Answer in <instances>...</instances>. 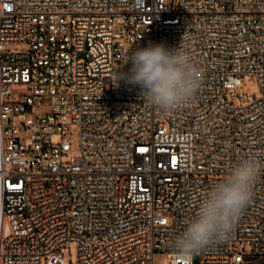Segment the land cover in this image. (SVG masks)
<instances>
[{
	"label": "built area",
	"instance_id": "2783aa9c",
	"mask_svg": "<svg viewBox=\"0 0 264 264\" xmlns=\"http://www.w3.org/2000/svg\"><path fill=\"white\" fill-rule=\"evenodd\" d=\"M150 43L201 73L171 113L115 82ZM241 159L259 171L234 231L181 255ZM71 242L80 264H264V0H0V264H66Z\"/></svg>",
	"mask_w": 264,
	"mask_h": 264
},
{
	"label": "clouds",
	"instance_id": "9594fccd",
	"mask_svg": "<svg viewBox=\"0 0 264 264\" xmlns=\"http://www.w3.org/2000/svg\"><path fill=\"white\" fill-rule=\"evenodd\" d=\"M129 62L131 66L118 73L115 82L138 86L147 103L166 114L187 105L202 83L200 70L182 45L169 48L150 43L127 54L125 64ZM258 171L255 160L241 159L223 179L203 191L195 214L173 242L175 250L191 256L227 240L252 199Z\"/></svg>",
	"mask_w": 264,
	"mask_h": 264
},
{
	"label": "rangeland",
	"instance_id": "374dc122",
	"mask_svg": "<svg viewBox=\"0 0 264 264\" xmlns=\"http://www.w3.org/2000/svg\"><path fill=\"white\" fill-rule=\"evenodd\" d=\"M246 89H251L253 93L259 92V84L253 74L247 75L243 81V84L237 88L238 91ZM65 261L66 264H80L78 260V249L76 242H71L69 244V252L65 255ZM167 262L168 256L166 253H159L155 256V264H167Z\"/></svg>",
	"mask_w": 264,
	"mask_h": 264
}]
</instances>
